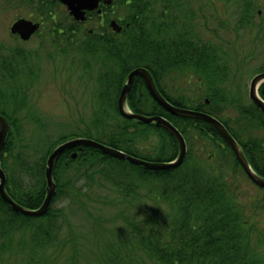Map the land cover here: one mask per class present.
Here are the masks:
<instances>
[{"label": "trees", "instance_id": "trees-1", "mask_svg": "<svg viewBox=\"0 0 264 264\" xmlns=\"http://www.w3.org/2000/svg\"><path fill=\"white\" fill-rule=\"evenodd\" d=\"M21 1L29 4L30 0ZM190 1L114 0L121 11L117 14L123 26L120 32L106 27L103 36L95 30L87 33L88 43L57 44L65 56L80 53L84 68L98 72L95 79L100 86L90 97L97 102L94 114L99 117L82 132L63 135L50 143L39 138L37 144L42 152L34 156L20 150L26 146V121L20 115L29 108L27 91L23 89L34 83V78H28L33 61L30 63L29 55L21 50L5 55L0 68L7 82L12 78L8 87L18 85V80H29L24 88L21 83L12 89H0V114L11 124L0 158L7 174V190L15 201L32 209L43 204L48 156L73 136L95 139L144 160L176 159L179 146L168 130L155 123L126 119L119 112L120 89L137 67L148 68L161 92L176 106L195 108L221 120L264 176V152H259L264 148V137L254 134L256 129H264V113L251 101L245 103L241 88L232 85L228 90L224 84L232 73L236 77L241 68L239 65L233 72L237 49L226 51L223 45L198 32L197 16L204 20L205 16L190 7ZM56 4L61 2L37 0L35 11L44 18L50 17ZM248 15L252 14L244 17ZM69 17L71 31L76 20ZM241 21L249 24L245 19ZM250 29L253 45L264 43V26L258 24ZM257 71L263 72L264 66ZM187 76L198 79L196 85L202 88L203 99L172 96L164 88L168 78ZM146 88L143 79L137 77L128 96L129 107L141 114L162 115L178 127L188 144L182 165L155 171L102 154L91 146L65 151L54 165L57 192L44 216L32 218L15 212L0 196V264H56L71 243L74 253L68 259L77 264L80 241L75 237L70 243L66 236L63 239L66 212L54 205L66 198L80 204L84 214L89 215L91 228L82 238L95 242L101 252V264H264V232L246 217L236 187L229 179V175L235 176L243 168L228 142L212 124L163 109ZM258 94L264 99V83ZM150 134H156L159 141L153 152H142L139 143ZM206 141L213 148L208 157L203 154ZM198 144L201 147L197 150ZM74 151L78 152L76 158L71 157ZM94 183H108L119 194L122 207L108 218L95 216L86 206V195ZM67 225L73 229L71 223ZM253 236L259 240L255 245Z\"/></svg>", "mask_w": 264, "mask_h": 264}, {"label": "rangeland", "instance_id": "rangeland-1", "mask_svg": "<svg viewBox=\"0 0 264 264\" xmlns=\"http://www.w3.org/2000/svg\"><path fill=\"white\" fill-rule=\"evenodd\" d=\"M44 1L48 2V0ZM36 2L37 0H30L28 4L21 0H0V62L7 53H15L18 50L29 55L30 63L33 61V68L28 73V78H34L33 85H30L31 87L28 89L24 88V85L29 83L27 78L18 80V85H12L17 87L22 83L23 90L27 91L25 99L29 108L20 115L26 121L24 122L25 135L23 136L26 139L24 142L26 146L20 150L28 152L31 156L42 152L37 144L39 138H45L50 143L63 135L82 132L81 130H86L87 125H92L91 122L99 117L94 114L97 102L94 97H90L100 86L95 79L98 78V72L87 71L84 68V61L80 53H77L76 56L70 54H67L70 57L65 56L66 53L56 46L66 43V41L81 44L80 39L87 34L88 29L92 28L100 32V25L104 22H87L84 28L81 26V28H76V31H70L72 20L70 17L68 18L70 15L62 3V5H53L50 17L44 18L35 11L37 9ZM190 2V7L195 8L197 12L200 10V14L203 13L205 16L206 21L201 16H197L199 23L196 27L205 39L223 45V49L226 51L233 52L236 47L237 53L235 56L233 55V61H235L233 72L239 65L241 68L236 77L232 73L230 81L228 83L225 81L224 84L228 90L232 85L235 88H241L244 101L249 104V83L257 74V70L264 66V43L253 45L249 31L254 25L264 26V0H191ZM116 10L120 15V9L115 7ZM247 13L254 14V16L244 17V14ZM22 17L41 24L38 33L34 34L29 41H23L10 32L11 24ZM240 19H245L249 24L243 23ZM72 28L75 29L73 25ZM65 33L66 35H64ZM66 36L69 38L68 40ZM37 54H40L38 60ZM11 79L9 77L7 82L0 68V89L3 90L4 87L12 89V86L8 87ZM196 84H198V79L194 76L182 79L168 78L167 83H163L164 88L172 96L184 95L187 99L199 101L204 96H202V88L197 87ZM12 102L9 103L10 106L13 105ZM254 132L257 136L262 135L259 129ZM158 141L159 137L156 134H150L139 145L142 146V152H153L154 145ZM206 142L207 145L203 147L204 157L212 154L213 150L211 143ZM200 147L201 145L198 144L196 149L198 150ZM229 177L236 187V193L239 202L243 205L246 217L251 221L253 219L256 226L264 232V189L258 188L247 179L242 169H239L235 176L231 174ZM107 184H92L93 190L86 195V206L95 216L100 215L108 218L110 214L122 207L119 194L111 190L110 185ZM54 205L62 207L66 212L67 221L64 220L62 228L63 239L66 236L69 239L68 243L73 237L80 241L77 247L79 248L78 263L101 264L98 258L101 252H98L95 242L91 243L88 239L82 238L83 235L88 234L91 228L89 215L84 214L79 207L80 204L72 203L67 198L57 200ZM67 222L72 224V230L68 228ZM252 240L254 245L259 242L256 236H253ZM71 244H68L60 257L56 259V264H71L68 259L74 253ZM89 249L91 250L90 255L88 254ZM262 250H264V245H262Z\"/></svg>", "mask_w": 264, "mask_h": 264}, {"label": "water", "instance_id": "water-1", "mask_svg": "<svg viewBox=\"0 0 264 264\" xmlns=\"http://www.w3.org/2000/svg\"><path fill=\"white\" fill-rule=\"evenodd\" d=\"M63 4L67 6L71 15L78 20L84 21L86 20V11H93L95 10L101 0H60ZM105 3L111 4L112 0H104ZM40 24L32 22V20L26 18H19L14 21L10 27V31L12 34H18L23 40H29L30 37L34 34L35 31L39 29ZM111 27L119 32L121 31V26L117 21L111 22ZM137 77L143 79L146 83V86L152 95L153 99L157 101L163 109H166L168 112L172 113L176 116H181L185 118H197L204 120L210 124H212L217 131L221 134V136L228 142L231 149L235 154V158H237L238 163L241 164L244 171L247 173L249 178L254 181L260 188H264V177H262L259 173H257L252 167L250 162L248 161L241 145L238 141L232 137L233 135L229 132L227 127L216 117L202 111L183 108L172 104L165 96L161 93L158 86L156 85L154 78H152L151 72L145 67H137L132 70L127 78V81L123 88L121 89V93L119 96L118 101V108L121 115L130 120L141 121L146 124L155 123L157 126L165 128L168 130L173 136L174 139L177 140L179 145V152L176 159H172L169 161H149L139 158L137 156L128 154L120 149L114 148L112 146L105 145L100 143L94 139L90 138H74L68 140L61 145L57 146L52 152L51 155L48 156L46 169H45V177H46V196L44 197L43 204L38 208H27L17 201H15L12 196L9 194L7 190V174L4 169H2L1 158H0V196L2 200H4L7 204L11 206V209L15 212L21 213L25 216L30 217H42L44 216L48 210L50 209L53 200L57 192V184L55 181L54 170L56 162L59 155L63 154L65 151L73 149L77 146H91L98 150L102 151V154H107L111 157L128 161L139 166H144L150 170H165L166 169H174L182 165L186 156H187V142L183 134L180 132L179 129L167 118L161 115H144L135 113L130 111L131 109L128 106V95L133 87L134 81ZM264 82V72L256 74L253 79L251 80L250 87H249V97L253 103H255L261 111L264 112V100L258 94L259 86ZM9 121L0 114V157L2 156V150L5 145L7 135L10 129ZM78 152H73L71 154L72 158L77 157Z\"/></svg>", "mask_w": 264, "mask_h": 264}, {"label": "flooded vegetation", "instance_id": "flooded-vegetation-1", "mask_svg": "<svg viewBox=\"0 0 264 264\" xmlns=\"http://www.w3.org/2000/svg\"><path fill=\"white\" fill-rule=\"evenodd\" d=\"M67 8V7H66ZM99 10H101V11H99ZM116 13H117V10L115 11V6H107L106 4H104V1L102 0L101 1V3H100V5H99V7H97V9L96 10H94V11H89V12H87V16H88V18H86L87 20H85V21H78V22H76V25H74V23H73V26L75 27V31H76V28H78V27H80L81 28V25L83 26V28H84V26H85V24L87 23V22H94V21H101V22H103L101 25H100V29H104V28H106V22H107V26H109L110 27V23H111V21L112 20H114V19H117L118 20V16L116 17ZM93 31V29L92 28H90V29H88V32L89 33H91ZM38 33V32H37ZM104 33H105V31H101L100 32V34L103 36L104 35ZM46 34V33H45ZM49 34H51V33H49ZM81 41L80 42H82V43H88L90 40H89V37H86V35L85 36H83V38H81L80 39ZM263 128H261V129H259V131H261V133H262V135H259V136H261V137H264V132H263ZM261 146H264V143H262V145ZM259 152H264V148H262V150L261 151H259ZM246 155V154H245ZM247 157V156H246ZM247 159H248V157H247ZM248 161L250 162V164H251V167L257 172V173H259L262 177H264L263 176V174H261L259 171H257L256 169V167H254V164L248 159ZM243 171H244V169H243ZM244 173H245V176H246V178L247 179H249L254 185H256L258 188H260L254 181H252L251 180V178H249V176L247 175V173L244 171ZM261 189H264V188H261Z\"/></svg>", "mask_w": 264, "mask_h": 264}]
</instances>
